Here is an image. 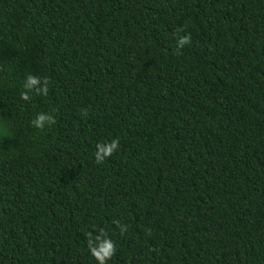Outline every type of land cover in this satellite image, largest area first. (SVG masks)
<instances>
[{
  "label": "trees",
  "instance_id": "1",
  "mask_svg": "<svg viewBox=\"0 0 264 264\" xmlns=\"http://www.w3.org/2000/svg\"><path fill=\"white\" fill-rule=\"evenodd\" d=\"M100 230L107 264H264V0H0V264Z\"/></svg>",
  "mask_w": 264,
  "mask_h": 264
},
{
  "label": "clouds",
  "instance_id": "2",
  "mask_svg": "<svg viewBox=\"0 0 264 264\" xmlns=\"http://www.w3.org/2000/svg\"><path fill=\"white\" fill-rule=\"evenodd\" d=\"M192 37L191 34L183 35L178 40V54L179 50L183 49L186 45L191 44ZM41 79L37 76L29 74L24 82L25 91L22 92L21 99L28 101L31 97L29 96V92L35 91L37 95H47L48 94V80L45 78L43 81V85L41 86ZM86 114V113H85ZM55 118L52 115H47L44 113L38 114L36 119L32 121V125L36 128L43 129L45 124H55ZM120 147V142L118 139H113L111 142L105 144H98V151L95 154V159L98 164L103 163L106 158H110ZM117 226L121 228V233L123 234L127 231V228L124 225H121L119 221L116 222ZM101 236L104 237L103 241L99 243V247L97 248L95 241H100V237H96L95 240L91 238V234H89V250L92 256L98 261V264H107L109 260L116 253V245L115 243L107 237V234L100 230Z\"/></svg>",
  "mask_w": 264,
  "mask_h": 264
}]
</instances>
